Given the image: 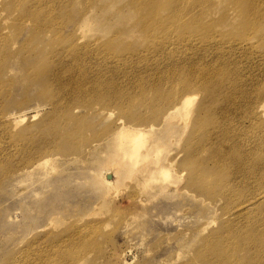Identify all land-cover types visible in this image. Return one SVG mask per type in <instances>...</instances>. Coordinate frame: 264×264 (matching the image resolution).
I'll return each instance as SVG.
<instances>
[{
  "label": "rangeland",
  "instance_id": "rangeland-1",
  "mask_svg": "<svg viewBox=\"0 0 264 264\" xmlns=\"http://www.w3.org/2000/svg\"><path fill=\"white\" fill-rule=\"evenodd\" d=\"M136 1L0 0V264H264V0L257 22L243 12L254 0H159L152 33ZM51 18L64 39L97 49L59 81L44 47L61 42ZM82 71L96 81L86 93L65 83ZM94 84L117 100L95 101ZM187 96L194 114L168 126ZM121 124L160 135L144 165L163 164L166 182H105ZM215 131L233 156L204 142Z\"/></svg>",
  "mask_w": 264,
  "mask_h": 264
},
{
  "label": "bare ground",
  "instance_id": "bare-ground-1",
  "mask_svg": "<svg viewBox=\"0 0 264 264\" xmlns=\"http://www.w3.org/2000/svg\"><path fill=\"white\" fill-rule=\"evenodd\" d=\"M178 1H180V3H181V1L184 3L185 2L188 3V1H191V0H178ZM251 2H252L251 5L248 6L247 8H245V11H243V12L245 13L246 18L253 19V20H255V22H257L258 18H256V16H258V14L261 10V6H260L261 0H254ZM172 4L173 3H170L169 1L164 4V5H166V9L168 10V13H169L170 9H173L174 6L176 7L178 5V4L177 5L173 4V6H171ZM159 5H162L159 2V0H142V2H139V0H138V1L133 3V5H132L133 9H135V11H137L138 15H140L139 21L142 23L141 28L145 27V30L142 33L154 32L153 24L155 21H158V18H159L158 17L159 16L158 15V11H159L158 9H161V8H158ZM202 9H204V8L201 7V11L205 10V9L204 10H202ZM173 11L174 10H172L171 12H173ZM203 14H205V13H203ZM171 16H173L172 13L169 15V17H171ZM30 17L33 21H34V19H37L36 17H33L32 15H30ZM47 21H49L50 24L52 25V26L50 25L49 27L54 29L52 31V33H54L55 36L52 37V39L61 40L60 43H55V44H52L51 46H48L50 44H47V46L46 45L44 46L45 48H49V50L44 48L45 50H47V51H45V53L53 54L56 57H58V59H59V60L57 59L54 61L55 62L54 63L55 74L53 75V80L55 79V80L59 81V80H61V74L68 73L71 70V67L73 64H79V63H83V61L87 62V60L93 59L95 54L92 53V51L97 50V49L94 48L91 44H88L85 47H81L80 42L77 41L78 39L77 40H74V39L66 40V39H64L62 37V35H60V30L58 29L56 24H53L54 19L51 18ZM82 21H83V24L81 25V27H82L81 30H83V28L86 26L84 24H86L87 23L86 21H88V20L84 19ZM83 25H84V27H83ZM35 27H36L35 29L40 30L38 28H41V24L37 23ZM196 28L199 29V27H196ZM205 30L207 32H211L212 29L207 28ZM86 33H87V31H86ZM86 33H85V35H86ZM158 33H161L160 35H166L167 34V35H170L173 37V32L171 31V29L169 27L160 28ZM195 33L199 34V32H197V31H195ZM40 35L41 34H39V37L38 36L36 37L39 40L43 38V36H40ZM85 35L82 34L81 39H84ZM29 42H32V41L25 42V44L30 46ZM82 46H84V45H82ZM92 55H93V57H92ZM88 56L90 59H88ZM93 62H95V61H93ZM226 62L229 63L228 61H226ZM55 65H56V67H55ZM193 72H196V71L193 70ZM193 72L191 73V75L193 74ZM89 73H90L89 71H86V72L82 71V75L72 74V76L70 77L69 80H67V82L65 80V83H70V84H74V85L78 86V88H74V87L73 88L76 89L80 93L89 92L86 90L88 85L91 83H96V81L93 80L91 78V76H89ZM46 77H47V74H46ZM66 78H67V76H66ZM227 80H228L227 75L225 74L219 78V80L216 84L217 86H215V88H212L211 90H209L211 92V95L209 97V101H210L212 106L222 104L223 101L221 102L222 99L217 96V93L220 90V88L222 89V85L224 83H226ZM206 83H210V82H207V81L204 82L203 85L199 88L204 90V88L206 87ZM97 89L98 90L100 89V92L97 96V99H94V100L95 101L99 100L101 104L103 102L104 107H108L111 105V103L109 102L111 99L117 100L114 98L118 97V95H115L113 98H110L109 95L104 93L105 89H104L103 85H99L97 87L96 84H94V87L91 89V91L96 92ZM88 100L89 99H87V98L84 99V104H86L88 102ZM193 100H194V98L189 97V96L183 98V100L180 102V104L178 106L174 107L169 112L167 125L171 126L174 122L187 121L189 118H191V116L194 114V110L193 111L191 110L192 106H193L192 105ZM263 108H264V105H263ZM166 116H167V114H166ZM16 118L17 119H15V121H16L17 125L24 121L23 119H21L20 116H16ZM224 119L226 120V118H224ZM152 129H153V126H152ZM150 133L151 132H149V134H148L147 132H144L142 130L134 129L132 127H127L124 124H121V126L113 133V135L111 136L112 137L111 147H109L107 152L104 153L103 160L101 162L103 170L107 169L109 171L103 175L104 179L106 180L105 182H107L108 185H111L112 182H114L113 181V174L114 173H115L116 177L118 176V178L120 175L121 176L122 175H124V176L125 175L136 176V175L142 174V176L144 178L143 182H147L149 179L150 180L153 179L156 182H159L160 180H163L164 182H166L171 177V173H170L169 169H167L163 164H161L159 162H157L154 166L144 165L145 162H147L151 159V154L155 148H156V154H155L156 158L158 157V152L161 149L160 146L157 145V141L161 139L160 135L156 136L155 135L156 133H155L154 136H150ZM220 133H224V134H226V136H228L226 131H222V132H218V133H216V131H215L214 134H212L210 136H207V135L203 136L204 137L203 140H204V142L207 141V144H214L213 146L218 148L219 153H220V155H217L218 157L222 158V156L226 155V152L232 154V156H233L236 147L231 145V148H230V146H229L230 142L229 143L224 142L223 136H221ZM202 147H203V145L199 148V151L201 150ZM209 147H212V146H209ZM0 149L4 152L8 151V148L5 144H4V147L3 148L0 147ZM203 149L205 151L206 158H208L209 156H213V154H211L212 152L210 151L211 149H208V147H205ZM191 151H192V155H193L194 151H195V147L193 149H191ZM47 163L48 162L46 160L42 161V162L40 161L37 164H34L31 168L35 169V168L43 167V166H46ZM242 169L243 168L241 167V170ZM246 262H248V260H246Z\"/></svg>",
  "mask_w": 264,
  "mask_h": 264
}]
</instances>
